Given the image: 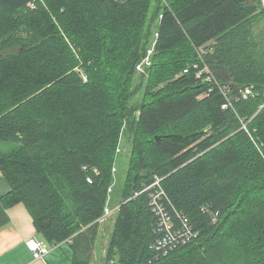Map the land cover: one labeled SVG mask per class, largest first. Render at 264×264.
I'll return each mask as SVG.
<instances>
[{
	"label": "trees",
	"instance_id": "16d2710c",
	"mask_svg": "<svg viewBox=\"0 0 264 264\" xmlns=\"http://www.w3.org/2000/svg\"><path fill=\"white\" fill-rule=\"evenodd\" d=\"M197 63L218 83L184 74ZM222 86L257 96L224 110ZM123 136L107 263L264 264L263 1L0 0L2 203L70 242L73 264H90ZM156 178L194 235L168 252L149 194L135 197Z\"/></svg>",
	"mask_w": 264,
	"mask_h": 264
},
{
	"label": "crops",
	"instance_id": "0c3cea01",
	"mask_svg": "<svg viewBox=\"0 0 264 264\" xmlns=\"http://www.w3.org/2000/svg\"><path fill=\"white\" fill-rule=\"evenodd\" d=\"M10 188L0 169V264H73L74 251L70 242L49 245L37 232L33 218L23 204L5 207L2 198ZM31 239L47 244L49 252L44 261L35 259L29 251L27 242ZM97 260L95 252L90 264H96Z\"/></svg>",
	"mask_w": 264,
	"mask_h": 264
},
{
	"label": "built area",
	"instance_id": "2783aa9c",
	"mask_svg": "<svg viewBox=\"0 0 264 264\" xmlns=\"http://www.w3.org/2000/svg\"><path fill=\"white\" fill-rule=\"evenodd\" d=\"M201 54H205L204 51H200ZM152 54V50L149 51V54L147 56V58L145 60H143L138 66H137V70L140 73H145V68L146 66H150L151 65V61H150V56ZM202 61L203 60V57ZM193 69L196 73V78L201 81L202 83H215V76L212 73V71L209 69V67L206 65V63H204V65H201L199 63L193 65L190 68L185 69L184 74H188L190 72V70ZM85 81H87V78H85ZM216 83H218L216 81ZM222 88V93L225 95V97L227 98V103L223 105V109L227 110L230 107H233V101H240V99L242 100H247L249 98H255L257 96V93H255V91L253 90L252 87H247L243 90L240 91V94L236 97H231V89H229L230 87H220ZM244 122V121H243ZM243 129H245L248 133V127L247 125H243ZM252 141L254 143V145L257 147L259 153L261 154L262 158L264 159V146L260 145L256 140H254L252 138ZM118 151H120V149H118ZM84 168V167H83ZM115 169H113L114 172ZM87 181L92 184L94 181H92L91 179H87ZM162 180L160 178H156L155 182L149 186H145L144 189L140 192L137 193L135 195L139 196L143 193H149L151 194V196H153L155 198V202L157 204V209H158V213L160 215H162L164 217V230H163V242L165 244H169L172 245L173 248H176L179 245L185 244L187 242L186 237H185V233L184 230L182 229V227L178 226L175 227V225L173 224V222L171 221L172 217L176 218L177 223H186L187 219L184 217L183 213H181L180 211H178L174 206H172L171 208H165L164 207V202H169V197L165 191V189L162 187L161 185ZM112 188V187H111ZM111 191V190H109ZM110 202V198L108 203ZM115 210H110L106 208L105 213H104V217L102 219H100V222L105 221L104 219L107 217H110L112 214H114ZM27 247L29 249V251L33 254L34 258L37 260H45V257L48 254V246L47 244L38 241L36 239H31L27 242Z\"/></svg>",
	"mask_w": 264,
	"mask_h": 264
},
{
	"label": "rangeland",
	"instance_id": "374dc122",
	"mask_svg": "<svg viewBox=\"0 0 264 264\" xmlns=\"http://www.w3.org/2000/svg\"><path fill=\"white\" fill-rule=\"evenodd\" d=\"M262 1L264 3V0H262ZM139 80L140 79H139V75H138L137 76V83L139 82ZM145 87H146V85L144 84V86H142V89L139 91L138 95L133 100V103H139L142 101L144 91H145ZM121 138L122 139L120 141L119 148H118V149H120V151L117 150L119 157L117 158V161L115 162V166L113 168V169H115L113 172L114 182L111 185L112 188L110 187V189H109L111 191L108 190L110 202L109 203L107 202V204H106V207H108L110 210H115V212L110 217L105 218L106 220L101 222V224L99 226L97 240H96L95 247H94V250L92 253V257H93V255H95V252H97L98 260H97L96 264H106L107 263V260H106V258H107V247L109 245L111 233L113 231L115 217H116L117 211L119 210V207H120L119 205H117L118 202L120 201V198H121L120 197V190L123 187V184H124L126 176H127L129 157H130V153H131V144H130V142H128L125 139L124 136ZM109 198H108V201H109ZM93 260H94V258H93ZM90 263H91V261H90Z\"/></svg>",
	"mask_w": 264,
	"mask_h": 264
},
{
	"label": "bare ground",
	"instance_id": "6f19581e",
	"mask_svg": "<svg viewBox=\"0 0 264 264\" xmlns=\"http://www.w3.org/2000/svg\"><path fill=\"white\" fill-rule=\"evenodd\" d=\"M149 200H150V205L152 207V211L155 213V216H156V218L158 220L159 232L161 234V237L158 240L155 248L157 250H163L164 252H168V250H170L173 247H172V245H169V244L167 245V244H165L163 242V230L165 228L164 227V217L158 213V209H157V204L155 202V198L153 196H151V194H149ZM163 204H164V207L165 208H167V209L168 208H171V206H169L170 202H164ZM106 208H108V207H105V210H106ZM109 212H110V209H109ZM104 220H106V219H104ZM171 221L173 222V224L175 225V227L180 226L184 230L185 237H186V240H187V242L185 244H187L190 241H192V239L194 237V235H193V229H192V226L189 223L188 219H187V222L186 223H182V222L181 223H177L176 218L175 217H172ZM185 244H182V245H185ZM179 246H181V245H179ZM106 264H114V263L113 262H108Z\"/></svg>",
	"mask_w": 264,
	"mask_h": 264
},
{
	"label": "water",
	"instance_id": "95a60500",
	"mask_svg": "<svg viewBox=\"0 0 264 264\" xmlns=\"http://www.w3.org/2000/svg\"><path fill=\"white\" fill-rule=\"evenodd\" d=\"M207 130H208V129L204 130L203 133L206 132ZM165 139H166V137H164V136H156V141H157V142L163 141V140H165Z\"/></svg>",
	"mask_w": 264,
	"mask_h": 264
}]
</instances>
